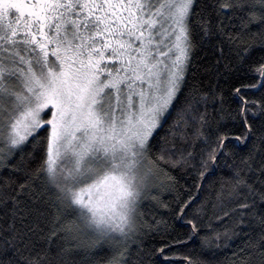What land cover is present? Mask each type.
Listing matches in <instances>:
<instances>
[{
    "label": "snow or ice",
    "instance_id": "snow-or-ice-1",
    "mask_svg": "<svg viewBox=\"0 0 264 264\" xmlns=\"http://www.w3.org/2000/svg\"><path fill=\"white\" fill-rule=\"evenodd\" d=\"M0 264H264V0H0Z\"/></svg>",
    "mask_w": 264,
    "mask_h": 264
},
{
    "label": "trees",
    "instance_id": "trees-1",
    "mask_svg": "<svg viewBox=\"0 0 264 264\" xmlns=\"http://www.w3.org/2000/svg\"><path fill=\"white\" fill-rule=\"evenodd\" d=\"M183 182V181H182Z\"/></svg>",
    "mask_w": 264,
    "mask_h": 264
}]
</instances>
